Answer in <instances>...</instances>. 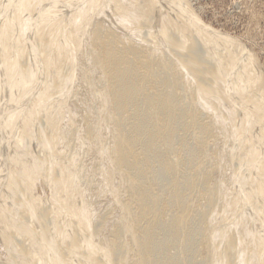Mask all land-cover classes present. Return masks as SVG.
Instances as JSON below:
<instances>
[{
  "label": "bare ground",
  "instance_id": "obj_1",
  "mask_svg": "<svg viewBox=\"0 0 264 264\" xmlns=\"http://www.w3.org/2000/svg\"><path fill=\"white\" fill-rule=\"evenodd\" d=\"M224 35L187 0H0V264H264V72Z\"/></svg>",
  "mask_w": 264,
  "mask_h": 264
},
{
  "label": "rangeland",
  "instance_id": "obj_2",
  "mask_svg": "<svg viewBox=\"0 0 264 264\" xmlns=\"http://www.w3.org/2000/svg\"><path fill=\"white\" fill-rule=\"evenodd\" d=\"M187 2L196 15L198 14L203 25L212 32L225 34L224 36L231 39L241 38L243 41L248 36L255 39L252 47L259 57V63L264 72V0H187ZM254 19L259 20L254 22ZM7 209L13 222L12 234L17 244L27 245L28 238L20 223V216L11 205L7 204ZM1 229L0 222V233ZM2 238L3 235H0V239ZM29 250L32 251V249ZM5 263L7 260H4L3 264ZM32 264H36L35 259Z\"/></svg>",
  "mask_w": 264,
  "mask_h": 264
}]
</instances>
